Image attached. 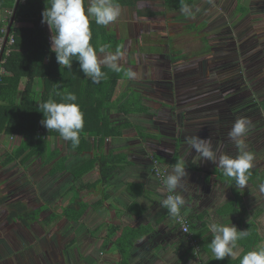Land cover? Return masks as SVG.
Segmentation results:
<instances>
[{
	"label": "crops",
	"instance_id": "0c3cea01",
	"mask_svg": "<svg viewBox=\"0 0 264 264\" xmlns=\"http://www.w3.org/2000/svg\"><path fill=\"white\" fill-rule=\"evenodd\" d=\"M132 7H135L137 15V6ZM137 18L151 19L139 16ZM0 22L3 23L1 31L5 27L8 29L14 22L10 9H4L0 13ZM25 24L14 22L15 26ZM4 35L5 33L2 36ZM255 39L256 43H264V38ZM247 61L252 67L255 66V70L246 72V77L237 81L239 90L233 94L226 92L232 83L231 71L225 70L224 76L214 85L210 76L212 73L209 71L208 88L199 92L194 88L197 89L200 85L196 84L192 88L190 114L180 115L175 128L164 125L165 121H172L171 116H158L161 109H170L162 106L163 101L145 100L150 106L147 114H112V118L121 123V134L107 138L101 150V153L109 151L111 159L108 162L112 164L111 178L105 184L98 183V163L89 170L80 171L83 164H87L96 152L94 154L92 151L83 150L79 153L76 149L68 148L65 140V146L61 148L60 135H51V151L57 150L65 159L64 169L54 172L55 159L44 165L38 159L39 156L25 157V154L22 161L12 158L19 142L18 137L0 134V188L2 193L8 194L7 204L19 200L31 209L43 204L47 205L45 210L50 208L46 202L30 207V199L17 193L20 186L28 195L37 194L40 179L47 180L53 194H63V205L59 209L51 206L46 216L52 212H61L67 206L70 207L71 215L79 208L83 211L78 222L64 216L47 226L54 228L60 221L70 223L68 227L76 224L81 247H70L76 241L73 238L62 248L61 256L58 249L46 247L44 254L29 260L23 259L25 247H20L16 250V264H218L219 261L215 260L208 248L212 239L207 230L210 220L233 224L238 230H247L248 235H251L249 230L254 231L259 237L255 245H250L247 237L238 241L236 250L240 256L244 247H264V193L259 191V185L264 183V50L251 55ZM234 84L237 86L236 81ZM34 85L41 91L38 80ZM249 89L252 92H248ZM246 92L247 97H254L251 103L243 99ZM236 95L241 98L233 102ZM232 103L240 106L233 109ZM239 118H247L251 122L245 142L256 157L254 166L250 169L248 186L244 189L237 188L234 180L223 176L222 170L213 162L201 161L193 164L192 160L197 153L194 148L189 150L185 144L187 136L210 139L220 154L235 157L238 150L228 141L227 134L233 122ZM154 155L161 166H167L168 171L176 160H186L188 183L185 182L182 193L186 200L182 211L189 219L190 229L199 241L198 256L192 252V247L175 220L168 215L166 209L160 207L163 197L157 192V188L162 185L152 170L151 158ZM39 172H43V175H39ZM77 173L80 175L77 176ZM59 187L63 188L62 192ZM220 201L223 203H219ZM1 208L7 211L5 206H0ZM42 213L39 220L46 217ZM21 224L25 229L31 228V225L27 227ZM125 229H128L129 236H138L133 246L126 249L117 245V238ZM238 258L239 256L235 259ZM225 259L235 260L228 257Z\"/></svg>",
	"mask_w": 264,
	"mask_h": 264
},
{
	"label": "trees",
	"instance_id": "16d2710c",
	"mask_svg": "<svg viewBox=\"0 0 264 264\" xmlns=\"http://www.w3.org/2000/svg\"><path fill=\"white\" fill-rule=\"evenodd\" d=\"M16 1L0 0L1 12L4 9H10L11 16L14 17V22L26 23L22 26H15L13 22L8 27L10 33L13 34L14 43L11 46L10 53L3 55L0 62L2 63L0 65L5 69V73L0 76V134L3 133L18 137L19 142L12 158L14 157L22 161L25 154V157L39 156V159L44 165L55 159V163L53 164L54 172L63 170L65 159L63 156H60L57 150L51 151V144L49 142V136L59 135V133L55 130L49 131L42 125L41 121L44 117L43 113L40 112L39 105L48 101L50 98L58 103L64 102L63 97L67 93H74L77 97L75 103L79 105L83 113L84 127L80 134V144L78 147L73 148L70 141H66V144L68 148L76 149L79 153L83 150L92 151L94 154L96 152L87 164L86 162L83 164V168L80 171L89 170L90 167L98 163L100 170L98 183L105 184L111 178L112 164L108 162L111 159H109V151L101 153V150L107 138L121 134V123L119 124L111 115H128L130 113L147 114L150 112V106L145 100H148L149 97L146 93L135 87H129L118 96H115L118 81L120 79H127L123 75V72L116 73L102 66V71L106 73V76L99 84H94L80 70L79 62L75 61V58H73L72 68L69 69L63 65L60 66L57 63L55 53L51 51L50 37L52 33L50 32V27L46 23H42V12L46 7H50L51 0H24L23 2L18 0L17 4ZM142 1L151 2L156 0H113L120 7L137 6ZM157 1L163 4L162 9L151 10L149 8L141 9L136 7L137 16L142 18H155L161 16L165 11L189 7L195 2V0ZM84 4L85 9H87L90 5V0H84ZM238 10L243 13L247 12V9L241 5H238ZM89 20L92 33L90 43L97 49V54H100L99 48L101 46H106L107 51L111 47L114 48V52L117 48L122 51L125 41L124 37H120L114 30H109L108 25H97L92 17ZM2 24L0 22V37L3 35L1 31ZM194 27V24L189 26V28ZM53 34H55L54 30ZM139 38L142 39V35ZM169 40L171 42L173 41L170 38ZM203 40L205 48L202 50V53H206L209 51V45L207 39L204 38ZM255 40L254 38L253 44L256 43ZM262 44L264 45V43ZM153 46L156 48H153ZM149 48L150 51L147 55H152L154 53L153 51H157L161 55L159 45H152ZM186 56L187 54L182 51L179 54L173 52V56L169 55L168 61L164 65L171 67L180 57ZM232 56L230 60H238L236 58L238 57L236 49L232 53ZM133 64L132 59L128 56L127 64H120V66L122 69H128ZM233 67L237 68L238 63ZM253 69L255 70V66L252 67L250 64L243 70L238 69L239 71L234 76L238 77L237 80H239L243 75L246 77V72L250 73ZM240 72L242 74H239ZM37 80L41 84V91L35 88L34 84ZM168 83L170 90L174 93L176 104L179 103L178 101L186 100L185 103L182 102L183 104L180 107L164 101L161 102L162 106H167L171 110L179 108L181 110V116L189 115L190 113L186 114L185 110L191 109L190 102L187 101V98L192 97V88L191 90L185 89L181 91L180 89V91H176L178 86L172 81H168ZM234 83L235 81L232 79L231 84ZM236 85L238 87L237 81ZM206 88L208 87L203 88V90H206ZM249 90L248 92H252L251 89ZM247 95L248 93L246 92V97L243 99L246 101L249 100L248 103H251L254 97H247ZM240 98V96L236 95L232 101L236 102ZM238 106H240L238 103H232L233 109ZM245 114L247 115V113ZM79 175L77 173V176ZM7 199L8 194L0 191V206L7 208L6 222L10 224L20 222L30 227L34 222L39 221L46 227L49 223L54 220L59 221L64 216L78 222L83 214V211L79 208L76 213H72L71 215L70 207L67 206L63 207L61 212H52L50 215L39 220L40 214L47 207L46 204L31 209L26 203L19 200L7 204ZM249 233L251 234L247 236L249 244L255 245L259 237L253 230H249ZM137 237L135 235L129 236L128 229H125L117 238V245L125 249L126 247H132ZM258 249V247L247 246L244 247L243 254ZM239 259L240 257L235 260L224 259L223 261H219L218 264H239Z\"/></svg>",
	"mask_w": 264,
	"mask_h": 264
},
{
	"label": "rangeland",
	"instance_id": "374dc122",
	"mask_svg": "<svg viewBox=\"0 0 264 264\" xmlns=\"http://www.w3.org/2000/svg\"><path fill=\"white\" fill-rule=\"evenodd\" d=\"M238 5L245 7L247 12L238 10ZM137 7L156 10L162 9L163 4L157 0L142 1L137 4ZM120 10V16L108 25V29L116 31L120 37L125 38L119 64H127L128 56H130L134 63L130 68L136 72V77L131 80L120 79L115 96L129 87H135L146 93L149 100L153 102L165 100L168 104L180 107L186 99L176 104L168 81L178 86L176 91L191 90L198 84L200 85L198 90L194 88L198 92L208 87L209 74L207 73L209 71L212 73L210 76H212L213 85L224 76L225 70L231 71L230 79L239 81L234 74L250 65L246 61L251 55L256 52L262 53L264 50L262 43H252L254 38H264V0H195L192 6L165 11L159 17L146 20L137 18L135 7H120ZM191 24L195 27L189 28ZM139 35H142V40L137 37ZM169 38L173 41L171 42ZM204 38L209 45V51L206 53H202L205 48ZM152 45H159L161 55L157 51L147 55ZM153 48L156 47L153 46ZM113 49L111 47L109 51L114 53ZM235 49L238 60L232 61L230 59ZM181 51L187 56L180 57L171 67L164 65L169 55L173 56V52L179 54ZM103 55L100 53L98 57L102 58ZM237 63L239 68L233 67ZM241 78H244V75ZM234 85L231 84L226 92L233 94L238 91L239 87ZM187 101L191 105V97H188ZM151 104L155 106L154 103ZM161 110L162 112L158 113L159 117L167 115L172 118L171 122L165 121L164 125L171 129L175 128L181 110L179 108ZM185 111L186 114L190 113V109ZM61 141L60 147L63 148L65 141L62 138ZM163 166L168 172L167 166L164 164ZM39 175H43V172H39ZM39 181L40 189L37 194L28 195L20 186L17 193L25 199H30V207H35L41 202L48 203L50 208L42 213V216H46L51 206L59 209L63 205V194H53L47 180L39 179ZM62 189H60L61 192ZM33 190L35 192V188ZM0 191L3 192L1 188ZM25 191L28 190L25 189ZM5 211V208L0 209V264H16V250L20 247H25L23 259L28 260L45 252L46 247L58 249L57 252L61 256L62 248L73 238L76 241L70 247H81L79 246V228L76 224L68 227L70 223L60 221L51 228V226L44 227L38 221L39 223H33L30 229H25L20 222L7 223ZM33 250H35L34 253ZM23 263L25 264V262L19 264Z\"/></svg>",
	"mask_w": 264,
	"mask_h": 264
},
{
	"label": "clouds",
	"instance_id": "9594fccd",
	"mask_svg": "<svg viewBox=\"0 0 264 264\" xmlns=\"http://www.w3.org/2000/svg\"><path fill=\"white\" fill-rule=\"evenodd\" d=\"M120 12L119 4L113 0H91L87 9L84 0H51L50 7H46L42 12V23L50 27L51 51L55 53L57 63L70 69L75 58V61L79 62L80 70L94 84H99L106 76L102 66L116 73L123 72L130 80L135 79L136 72L133 69L121 68L119 61L122 53L119 48L113 53L107 51L106 46H101L99 53L104 54L101 58L98 57L97 49L90 43L92 33L89 18H94L97 25L107 26L117 20ZM76 100L74 93H67L63 97L64 102L58 103L50 98L39 105L44 117L42 125L49 131H57L63 140L71 142L73 148L79 146L80 134L84 127L83 113L75 103ZM250 127L251 122L247 118H239L228 131V141L238 150L235 157L220 154L210 139H201L194 135L185 137L188 149L194 148L197 153L192 163L213 162L222 170L223 176L234 180L237 188L244 189L248 186L250 169L256 159L255 153L247 148L245 142ZM186 167L185 158L176 160L163 178L162 186L157 188V192L163 197L160 207L166 209L173 219L181 215L186 205L182 194L188 176ZM259 191L264 193V183L259 185ZM207 230L212 236L208 248L215 260L223 261L226 257L235 259L239 256V264H264V247L248 251L242 256L236 250L238 241L248 236L247 230H238L233 224L217 220H210Z\"/></svg>",
	"mask_w": 264,
	"mask_h": 264
},
{
	"label": "built area",
	"instance_id": "2783aa9c",
	"mask_svg": "<svg viewBox=\"0 0 264 264\" xmlns=\"http://www.w3.org/2000/svg\"><path fill=\"white\" fill-rule=\"evenodd\" d=\"M23 1L24 0H21V2ZM7 31L8 29H6V27L3 28L2 33L3 34L5 33V35L4 37L3 36L0 37V62H1L3 55H8L10 53L11 46L14 43L13 34L9 32L8 35L6 36ZM4 73H5V69L2 65H0V76ZM151 159H152V170L154 172V175L162 185L163 178L166 175L167 169L166 167L161 166L159 164V161L156 158L152 157ZM174 220L176 224L178 225L181 233H183L186 236L187 242L189 243L190 247H192V252L194 253V255L198 256L199 251H200V246L197 242V239L195 238L194 234L192 233L190 229L189 219L182 211L181 215L178 218H175ZM199 264H202V263L200 262Z\"/></svg>",
	"mask_w": 264,
	"mask_h": 264
},
{
	"label": "water",
	"instance_id": "95a60500",
	"mask_svg": "<svg viewBox=\"0 0 264 264\" xmlns=\"http://www.w3.org/2000/svg\"><path fill=\"white\" fill-rule=\"evenodd\" d=\"M18 3V0L16 1V4ZM15 7H16V5H15ZM11 22H12V20H11ZM8 33H9V28H8V31H7V33H6V36L8 35Z\"/></svg>",
	"mask_w": 264,
	"mask_h": 264
},
{
	"label": "flooded vegetation",
	"instance_id": "af4514ba",
	"mask_svg": "<svg viewBox=\"0 0 264 264\" xmlns=\"http://www.w3.org/2000/svg\"><path fill=\"white\" fill-rule=\"evenodd\" d=\"M140 36V35H139ZM139 36H137L138 38H139ZM143 38V37H142ZM125 39V38H124ZM140 39V38H139ZM140 40H142V39H140ZM125 42V41H124Z\"/></svg>",
	"mask_w": 264,
	"mask_h": 264
}]
</instances>
